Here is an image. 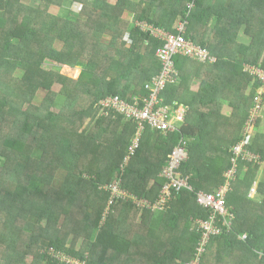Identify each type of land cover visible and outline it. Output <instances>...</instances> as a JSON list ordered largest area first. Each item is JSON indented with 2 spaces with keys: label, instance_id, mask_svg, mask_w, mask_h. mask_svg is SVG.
Returning <instances> with one entry per match:
<instances>
[{
  "label": "trees",
  "instance_id": "trees-1",
  "mask_svg": "<svg viewBox=\"0 0 264 264\" xmlns=\"http://www.w3.org/2000/svg\"><path fill=\"white\" fill-rule=\"evenodd\" d=\"M26 2L0 0V125L1 133L5 124L8 131L0 138L1 180L4 170L9 173V183L0 182V264H73L52 254L50 247L85 264H182L200 236L197 220L208 213L193 192L173 193L171 202L180 203V210L171 209V202L161 210H138L131 202L116 200L104 216L109 192L100 186L119 178L128 192L154 200L167 154L181 137L188 156L180 170L191 175L193 187L214 191L224 182L229 148L240 139L260 87L243 65L264 68V0H194L189 11L183 9L184 0ZM73 2L81 4L78 12L69 8ZM54 4L62 13L48 9ZM125 9L168 31H174L178 14L189 27L199 14L203 22L214 10L216 43L187 30L185 35L215 55L212 66L221 76L208 85L211 92L205 90L198 106L183 102L189 110L179 131L163 136L146 126L139 147L120 171L135 124L121 115H98L97 102L110 95L143 97L145 83L160 69L154 56L160 41L137 28L130 30L134 43L127 47L122 40L125 28H118L117 18ZM239 33L251 38L249 43L238 42ZM136 37L147 40L144 51ZM183 58L174 57L178 70ZM63 65L82 72L77 79L69 78L59 73ZM18 69L20 76L15 75ZM53 82L62 84L56 96ZM175 88L168 85L161 92L164 103H176L170 96ZM38 90L46 96L34 106L30 101ZM225 90L232 108L228 117L221 114L219 103ZM152 137L161 140L155 147H150ZM260 141L252 138L249 148L264 155V138ZM238 166L226 195L234 215L231 229L210 238L201 264H264V166ZM57 169L64 171L58 186ZM254 181L256 194L250 197ZM117 208L124 214L113 216ZM137 210L156 214L148 224H135ZM244 233L245 239L238 238ZM79 238L84 245L77 249ZM211 245L216 253H210ZM26 256L32 259L27 262Z\"/></svg>",
  "mask_w": 264,
  "mask_h": 264
},
{
  "label": "built area",
  "instance_id": "built-area-1",
  "mask_svg": "<svg viewBox=\"0 0 264 264\" xmlns=\"http://www.w3.org/2000/svg\"><path fill=\"white\" fill-rule=\"evenodd\" d=\"M193 6L194 0H189L186 4L187 11ZM138 26L143 32L149 33L153 38L160 41V45L155 50V56L160 63L159 71L145 83L146 94L143 97L133 96L128 100L119 95H110L97 102L98 115H112L113 117L114 115H121L135 124V132L120 164V171L123 170L127 161L139 147L146 126L153 131L167 135L179 131L185 120V107L177 103L166 104L161 96V92L166 86L174 85L180 79V72L175 65L174 57H186L202 64H213L216 61V57L208 48L186 37L185 18L181 20L175 31H168L147 22H138ZM243 71L257 79L260 82V87L252 98L240 139L229 148L230 166L223 174L224 182L217 189L214 191L196 190L189 181L191 175L180 170L181 164L188 156L186 140L182 137L167 154L165 164L160 172L163 182L154 200L137 197L128 192L121 187L119 178L100 186L101 189L109 192L104 216L116 200L131 202L138 210H161L167 203L171 202L174 192L184 189L193 192L196 203L208 213L205 219L197 220L196 231L200 232V236L191 257L182 264H201L200 260L207 250L210 238L231 229L234 215L226 206V195L231 188L232 180L236 178L239 162L244 165L250 163L253 166H264V155L249 148L255 125L262 116L264 109V68L245 63ZM253 190L254 188L251 189V191ZM239 238L245 239L246 234L240 235ZM48 250L69 263L85 264V261H79L61 252L53 251L52 247Z\"/></svg>",
  "mask_w": 264,
  "mask_h": 264
},
{
  "label": "crops",
  "instance_id": "crops-1",
  "mask_svg": "<svg viewBox=\"0 0 264 264\" xmlns=\"http://www.w3.org/2000/svg\"><path fill=\"white\" fill-rule=\"evenodd\" d=\"M111 3H114L116 0H108ZM187 0H184L183 2V9L186 7L187 4ZM55 7L57 8L55 11H53V13L55 14H60L62 13V10L60 7V5L58 4H54ZM69 8L74 9L75 12H78L81 9V4L78 2H73L72 6L70 5ZM200 10V8H199ZM206 11L205 8H203L200 11V14L202 13V11ZM200 14L198 15L199 18L198 20H196L195 22L191 23L189 27H187L188 24V20H186V30L188 33L192 34L193 36H198L197 38H209L211 41L215 40L216 43V37L214 35V33L216 32L215 28H213V25L216 23V12L213 11H209L207 13V19L205 21H201L200 18ZM206 18V17H205ZM184 18H182L181 14H178L174 19H173V25H172V29L175 31L176 27L178 26V24L181 22V20H183ZM138 22H147L145 20H138L136 18H134V13L132 11L129 10H123V12L121 13L119 19L117 18V24H118V28L119 27H123L125 28V33L122 36V40L125 41V45L128 47L129 45H131L134 38H132L130 36V30L131 28H137L139 31H142L139 26H138ZM148 23V22H147ZM244 26H241V28ZM243 29V28H242ZM242 29L240 30V33L242 31ZM240 33L237 37V41L238 42H244V43H249V39L247 36H240ZM104 38L106 40H108L107 42H109L110 40V35L109 34H105ZM135 41H139L141 43L142 46V51L145 50L148 42L147 40H139L138 37H136ZM214 55V54H213ZM155 56V54H154ZM215 56V55H214ZM156 57V56H155ZM184 60V64L183 67H181V69H179L180 71V79L179 81L174 84L176 86V88L174 89L173 93L170 94V96H174L173 101L183 105L184 101H187L188 103H190L191 105H193L194 107L198 106L199 99H202L203 95L205 94V90H210L211 89L208 88V85L212 84V81L214 79H218L221 75V72L214 68L212 66V64H202V63H198L196 61H193L189 58H183ZM74 68V67H72ZM76 71H78V77L81 74V68L79 67H75L74 68ZM77 77V78H78ZM232 87V86H231ZM230 87V88H231ZM221 93V92H220ZM222 95L220 96L219 100L221 103V114H223L224 117H228L231 113H232V108L229 104V98L227 97L226 90L221 93ZM252 103V102H251ZM251 103L249 108L251 107ZM185 107V106H184ZM187 107V108H186ZM185 109L189 110V107L186 106ZM261 118V117H260ZM129 121V120H127ZM245 121V120H244ZM131 122V121H129ZM133 123V122H131ZM244 124V123H243ZM243 127V126H242ZM242 131V128H241ZM257 132V131H256ZM241 134V133H240ZM164 136V134H163ZM255 136V134H254ZM253 136V138H254ZM159 141H161L159 138L155 139L154 137L151 138L150 141V147L152 145V147H155L154 144L158 143ZM166 161V159H165ZM245 169V168H244ZM261 171V169H260ZM245 171L243 170L241 172L244 173ZM153 183V180L150 181L149 185L151 186ZM254 185H252V188H254V190L249 193L250 197L255 196L256 194V182H253ZM180 210V203L176 202V200L173 199V201L171 202L170 208L171 209H178ZM122 208V207H121ZM121 208H117L113 211L112 215L117 217L121 214H124L121 210ZM136 215V218L134 220L133 223L135 224H139L140 222H143L145 224H148L152 221L154 215L156 214V212H144V211H136V213H134ZM185 215H182V217ZM191 226H190V232L193 231V228L195 227V222L194 220L191 218ZM103 221V220H102ZM145 232H143L142 234H144ZM145 235V234H144ZM181 237V236H180ZM169 240V239H168ZM152 251L151 249H147V253ZM210 253H216V247L211 245V250Z\"/></svg>",
  "mask_w": 264,
  "mask_h": 264
},
{
  "label": "rangeland",
  "instance_id": "rangeland-1",
  "mask_svg": "<svg viewBox=\"0 0 264 264\" xmlns=\"http://www.w3.org/2000/svg\"><path fill=\"white\" fill-rule=\"evenodd\" d=\"M26 4H30V3H33L32 1L34 0H26ZM114 1V0H113ZM45 2V1H44ZM66 6H69L67 3L64 4ZM72 6V3L70 4ZM48 9L53 12L55 11L57 8L55 7V5H50L48 7ZM62 10V9H61ZM74 10V9H73ZM48 68V67H46ZM75 68V67H74ZM74 68L68 66V65H63L60 69H59V73H61L62 75L64 76H67L69 78H72V79H77V75H78V71H76ZM46 71H50V70H46ZM53 71V70H51ZM15 75H18L20 76L21 73L19 72V69L17 71V74ZM61 85L60 83H56V82H53L52 83V87H51V90L54 92V96H56V94L59 92L60 88H61ZM35 97L32 98V100L30 101V104L32 103L34 106H37V105H40V103L42 102L43 98L46 96V91L44 90H38V92L35 94ZM24 106L23 107H27V104H23ZM9 118V117H8ZM8 121V119H7ZM4 126V130L3 132L1 133V129H2V124L0 125V138L5 136V134L8 133V131L5 129V125ZM257 131V132H256ZM254 134H255V141L258 140V142H261L260 139L264 138V109L262 111V116L261 118L258 119L256 125H255V128H254ZM254 136V135H253ZM8 166V164H7ZM1 169V168H0ZM261 173H264L263 169L260 171ZM259 172V174H261ZM8 172L4 170V178L1 180V173H0V182L5 184V183H9L7 182L8 181ZM6 177V178H5ZM64 177V171L60 170V169H57V172H55V185L58 186V183H60L62 181ZM262 177V176H261ZM254 185V184H253ZM251 190V189H250ZM252 192V191H251ZM250 193V191H249ZM81 211H78L77 213H75L72 218L69 220V222H73V219L77 216V214H80ZM71 240V241H70ZM69 241H67V244H69L70 242H73L72 238L70 239ZM84 245L83 241H82V238H79L76 240V242H74V246L78 249V248H81L82 246ZM26 261H30V259H32L30 256H26L25 257Z\"/></svg>",
  "mask_w": 264,
  "mask_h": 264
},
{
  "label": "clouds",
  "instance_id": "clouds-1",
  "mask_svg": "<svg viewBox=\"0 0 264 264\" xmlns=\"http://www.w3.org/2000/svg\"><path fill=\"white\" fill-rule=\"evenodd\" d=\"M129 99H130V98H129ZM129 99H128V100H129ZM129 121H130V120H129ZM182 124H183V123H182ZM182 124H181V125H182ZM155 132H156V131H155ZM166 158H167V157H166ZM244 234H245V233H244ZM239 236H240V235H239ZM239 236H238V238H239Z\"/></svg>",
  "mask_w": 264,
  "mask_h": 264
}]
</instances>
